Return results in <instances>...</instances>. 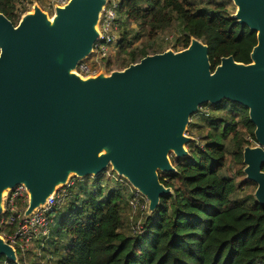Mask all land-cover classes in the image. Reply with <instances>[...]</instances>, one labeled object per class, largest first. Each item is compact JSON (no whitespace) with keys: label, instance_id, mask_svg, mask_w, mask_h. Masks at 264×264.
<instances>
[{"label":"water","instance_id":"water-1","mask_svg":"<svg viewBox=\"0 0 264 264\" xmlns=\"http://www.w3.org/2000/svg\"><path fill=\"white\" fill-rule=\"evenodd\" d=\"M107 1L68 0L53 17L35 4L17 25L0 12V217L18 184L28 189L29 217L71 178L109 167L148 199L152 215L173 194L160 180L177 171L170 156H190L191 117L224 101L245 106L256 127L259 146L244 148V172L264 206V0H231V17L257 34L250 63L228 56L212 70L209 46L192 38L180 51L85 77L77 67L100 38ZM3 256L20 263L0 232Z\"/></svg>","mask_w":264,"mask_h":264},{"label":"trees","instance_id":"trees-1","mask_svg":"<svg viewBox=\"0 0 264 264\" xmlns=\"http://www.w3.org/2000/svg\"><path fill=\"white\" fill-rule=\"evenodd\" d=\"M13 1L0 0V12L17 25L27 9L17 11ZM197 5L193 0H120L119 16L140 26L134 39L139 40L141 29L147 28L149 40L135 47L126 31L116 69L164 52L150 42L177 23L182 34L176 39L175 51L198 38L209 46L212 70L228 56L250 63L258 42L256 32L233 19L225 4L215 2L210 9ZM106 66L112 71L110 61ZM210 108L213 120L206 130H200L206 133L204 147L189 149V157L175 160L176 172L160 173L161 182L173 194L161 198L143 231L137 235L122 231L128 200L122 191L112 190L105 197L104 188L90 190L83 199L80 191L73 194L76 200L60 222L59 230L72 237V244L57 264H264V206L257 201L246 206L233 199L244 183L227 168L230 156L242 173L244 148L250 139L257 141L256 127L241 104L224 101ZM15 229L1 225L0 232L11 234ZM5 260L3 256L1 262ZM19 264L25 263L20 259Z\"/></svg>","mask_w":264,"mask_h":264},{"label":"rangeland","instance_id":"rangeland-1","mask_svg":"<svg viewBox=\"0 0 264 264\" xmlns=\"http://www.w3.org/2000/svg\"><path fill=\"white\" fill-rule=\"evenodd\" d=\"M68 1V0H67ZM196 2L197 8H211L210 6H213V3H222L225 4L227 8V12L230 14H234L237 11V6L234 4L231 0H193ZM17 11L22 10L23 8L27 9V12H32L34 10L35 4H37L42 10H44L46 13L49 14L50 17H53L54 15V0H14L13 1ZM119 22L121 26V35L117 38L116 43L112 47L113 52L111 57L106 58L103 63L102 67H104L107 72L109 73V68H107L106 63L111 62V70H117L118 68V52L119 49L122 47L121 40L127 31L128 38L134 42L135 47H140L144 43H147L149 40L148 36V30L147 28L141 29L142 36L139 40H135L134 34L140 30V26L137 23L130 22L126 16L120 15L119 16ZM182 34V26L177 23L175 27L171 30L161 32L159 33L151 42L150 44L153 46L154 49L159 51H166L169 49H175L174 45L176 43V39ZM172 36V38L167 39V37ZM211 110L210 104L203 105L200 110L191 117L190 123L187 127L186 136L192 137L193 140L189 145H186V148L189 150H197L199 147L203 148L206 143V133L200 132V130H206L207 127H209L210 123L212 122L213 118L210 115L209 111ZM215 114H219V112H216ZM204 126V129H200V127ZM247 146L251 147H257L259 146V143L253 139H250V144ZM230 150V148H229ZM230 151H228L229 154ZM170 159L172 162L175 160H179L182 158H177L175 154H172L170 156ZM227 168H230V173L234 176H236L238 182L244 183L241 189H239L236 194L233 196V199L236 201L242 202L246 206H252L257 201L255 197V192L257 189V184L253 181H247V175L244 172V168L242 170V173H238L239 166L233 163L231 160V157L228 156V162H227ZM162 173V172H160ZM102 176V177H101ZM101 176L95 177L93 175L88 176L86 178H79L75 177V186L71 189L73 190L71 193L68 190V194L63 202L55 207V209L58 208V211L56 213H52L54 218V224L53 227L55 228L54 237L50 238L48 240H40L37 239L36 242H34L29 252L26 254L25 257V264H57V262L60 260L62 255H65L67 253L69 245L72 244V237L64 232H61L59 230L60 222L67 213L69 205L71 202L76 200L78 192L83 191V198L86 197V191L94 190L98 191L100 188H104L106 190L105 197L108 196V194L112 190H119L122 191L126 199H128L129 194L131 193V190L133 186L129 183V181L121 176H119L116 172H114L111 167H109ZM247 181V182H246ZM99 183V184H98ZM73 195V196H72ZM141 216V215H140ZM150 214H144L142 217H144L143 225L145 220L150 217ZM124 218V228L123 232L128 235H134L132 234L131 227L137 223L138 216H135L131 214V211L129 209L128 203L125 207V212L123 214ZM53 229V228H52ZM52 232V231H51ZM62 233V234H61Z\"/></svg>","mask_w":264,"mask_h":264},{"label":"built area","instance_id":"built-area-1","mask_svg":"<svg viewBox=\"0 0 264 264\" xmlns=\"http://www.w3.org/2000/svg\"><path fill=\"white\" fill-rule=\"evenodd\" d=\"M119 1L108 0L105 5L100 19L99 29L100 38L95 44L93 53L85 60L81 61L77 67V71L85 76L96 75L103 68L102 63L106 58L111 57L112 47L116 43L117 38L121 35V26L119 22ZM67 0H54V5H63ZM172 36L167 37V39ZM75 186V177L59 188L56 193L51 196L47 204L38 208L29 217L25 215V211L29 205L30 195L24 184H18L12 188L7 194L5 211L0 217V226H15L14 233L2 234L6 241L13 245L17 250L19 260L25 261L26 254L29 252L31 245L37 239L48 240L51 235L54 224L53 211L55 207L63 202L71 188ZM72 194V193H71ZM131 214L138 216L137 223L131 227V232L137 235L143 231L142 217L148 211V199L137 189L132 188L127 200ZM141 215V216H140ZM0 264H13L9 260L0 262Z\"/></svg>","mask_w":264,"mask_h":264},{"label":"crops","instance_id":"crops-1","mask_svg":"<svg viewBox=\"0 0 264 264\" xmlns=\"http://www.w3.org/2000/svg\"><path fill=\"white\" fill-rule=\"evenodd\" d=\"M53 229H52V232H51V235H50V237L48 238V239H50V238H53L54 237V233H55V228L54 227H52ZM49 241V240H48ZM64 256H66V253H65V255H62L61 256V258H63ZM60 258V259H61Z\"/></svg>","mask_w":264,"mask_h":264}]
</instances>
